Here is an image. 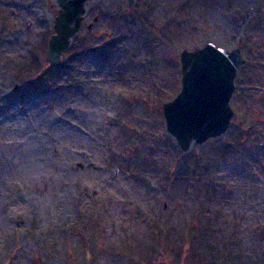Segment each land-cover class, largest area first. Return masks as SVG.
I'll use <instances>...</instances> for the list:
<instances>
[{
  "label": "rangeland",
  "instance_id": "rangeland-1",
  "mask_svg": "<svg viewBox=\"0 0 264 264\" xmlns=\"http://www.w3.org/2000/svg\"><path fill=\"white\" fill-rule=\"evenodd\" d=\"M58 8L0 0V264H264V0H88L55 74ZM209 42L241 92L183 152L161 106Z\"/></svg>",
  "mask_w": 264,
  "mask_h": 264
},
{
  "label": "water",
  "instance_id": "water-1",
  "mask_svg": "<svg viewBox=\"0 0 264 264\" xmlns=\"http://www.w3.org/2000/svg\"><path fill=\"white\" fill-rule=\"evenodd\" d=\"M87 1L57 0L59 9L46 48L49 66L60 65L62 52L80 29ZM126 1L128 7L134 4V0ZM90 28L91 24L87 30ZM179 61L180 91L163 103L162 114L167 133L187 152L192 143L200 145L227 132L233 116L234 79L245 61L238 47L228 51L212 42L192 51L182 50Z\"/></svg>",
  "mask_w": 264,
  "mask_h": 264
},
{
  "label": "trees",
  "instance_id": "trees-1",
  "mask_svg": "<svg viewBox=\"0 0 264 264\" xmlns=\"http://www.w3.org/2000/svg\"><path fill=\"white\" fill-rule=\"evenodd\" d=\"M58 68H50V73H55V74H58ZM57 78V77H56ZM241 91H240V87H239V82H237V86H236V89H235V93L236 94H239ZM237 116V115H236ZM236 116H235V118L233 119V121L236 119ZM250 130H252V129H250ZM85 253H84V255L86 256L88 253H91V251H89V250H85L84 251Z\"/></svg>",
  "mask_w": 264,
  "mask_h": 264
}]
</instances>
